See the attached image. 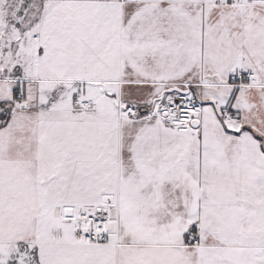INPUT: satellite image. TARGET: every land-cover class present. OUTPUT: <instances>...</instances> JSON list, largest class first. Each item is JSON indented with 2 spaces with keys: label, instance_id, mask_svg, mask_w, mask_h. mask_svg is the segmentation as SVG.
I'll list each match as a JSON object with an SVG mask.
<instances>
[{
  "label": "snow or ice",
  "instance_id": "snow-or-ice-1",
  "mask_svg": "<svg viewBox=\"0 0 264 264\" xmlns=\"http://www.w3.org/2000/svg\"><path fill=\"white\" fill-rule=\"evenodd\" d=\"M0 264H264V0H0Z\"/></svg>",
  "mask_w": 264,
  "mask_h": 264
}]
</instances>
